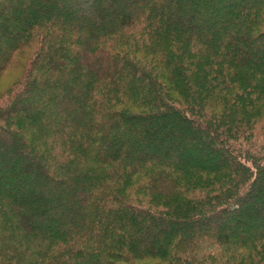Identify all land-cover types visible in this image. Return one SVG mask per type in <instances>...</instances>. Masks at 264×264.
Wrapping results in <instances>:
<instances>
[{
    "label": "trees",
    "instance_id": "trees-1",
    "mask_svg": "<svg viewBox=\"0 0 264 264\" xmlns=\"http://www.w3.org/2000/svg\"><path fill=\"white\" fill-rule=\"evenodd\" d=\"M5 11L0 78L38 51L0 95V264H264V0Z\"/></svg>",
    "mask_w": 264,
    "mask_h": 264
},
{
    "label": "rangeland",
    "instance_id": "rangeland-1",
    "mask_svg": "<svg viewBox=\"0 0 264 264\" xmlns=\"http://www.w3.org/2000/svg\"><path fill=\"white\" fill-rule=\"evenodd\" d=\"M107 2V1H106ZM106 2H103V4L100 2V4H98V2L96 3H92L89 6V10L91 12H99L98 15L96 16L95 20L101 19L100 16H102V12L103 10H105V5ZM89 10H85V12L88 13ZM74 11V10H72ZM89 12V13H91ZM11 17V13L9 11H5L3 13H0V24L5 22L8 23V21L10 20ZM260 45L264 46V42H260ZM128 46V45H127ZM129 48V49H128ZM128 50V52H127ZM38 51V42H36L35 44H33L32 46L28 47L25 50H22L20 52H18L16 54V56L14 57L13 61L11 64H9V66L6 68V70L4 71L2 77L0 78V95L11 91V89H14L13 84L20 81L21 78H23V76L25 74H27V72L30 70V62L32 60V58L34 57V55L36 54V52ZM117 51L122 52L124 54H128L129 57H131L132 59H134L135 61H139V62H152V60L150 59V57H148L146 54H144L141 50L139 49H134L133 47H130V45L128 47H126V45H121L118 47ZM145 65V64H144ZM146 66V65H145ZM32 72H35L32 70ZM5 95V94H4ZM4 99V98H1ZM5 103L3 101H0V108L2 107V104ZM30 105H32V103L30 104V102H28V100L26 102H24L23 106L21 107V110L19 109L18 112L21 113H27L29 114L31 111V107ZM150 107H155L154 104H149ZM135 108V107H134ZM139 108V107H136ZM255 108L257 111L260 110V112L263 114V117L261 118V120L257 121L255 127L258 130L264 131V104H260L259 101L255 102ZM138 110V109H135ZM248 110V109H247ZM29 120V119H27ZM26 126V123L23 122ZM20 123H18L16 121V119H13L12 121H10L9 123H5V126L9 129V131H17L18 129H20ZM22 140V139H20ZM33 154L34 152L32 150H30ZM217 175H214L218 180L217 181H221L224 180L227 174H229L231 176V172L229 171H225V172H215ZM226 174V175H225ZM210 175V177L212 176ZM58 177H60L61 175H57ZM61 177H66V174H62ZM211 179V178H210ZM264 203V192L262 194L259 195V200L257 201V203ZM248 220V219H247ZM219 224H224L226 223V219L224 218H220L217 221ZM264 223V221H262ZM252 228L253 230H255L256 232L259 230L264 229L263 227L259 226V224L257 223H252ZM238 225L239 228H245L244 223H238V222H234V225ZM209 226V225H208ZM212 227V226H211ZM139 264H159L160 260L158 259H147V260H142L138 262Z\"/></svg>",
    "mask_w": 264,
    "mask_h": 264
}]
</instances>
